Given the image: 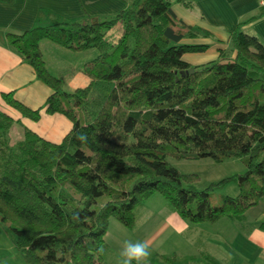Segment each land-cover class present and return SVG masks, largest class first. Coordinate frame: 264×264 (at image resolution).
<instances>
[{
  "label": "trees",
  "instance_id": "1",
  "mask_svg": "<svg viewBox=\"0 0 264 264\" xmlns=\"http://www.w3.org/2000/svg\"><path fill=\"white\" fill-rule=\"evenodd\" d=\"M175 4L196 10L192 0H135L100 22L63 21L21 33L0 29V41L52 90L39 109L14 92L2 93L4 102L34 122L46 108L72 123L60 143L26 129L13 144L15 121L0 110V224L15 233L28 264H104L110 220L136 228L139 209L156 194L193 224L224 218L242 224L264 200V43L243 30L254 17L230 34V48L217 60L192 66L184 56L208 46L181 42L211 35L186 25ZM119 24L123 33L110 52L106 36ZM43 41L74 52L98 49L84 68L91 84L65 92L42 55ZM99 83L113 89L84 125L79 110L91 103ZM81 132L86 142L76 139ZM170 156L218 163L236 157L247 170L198 191V177L171 166ZM231 183L239 195L214 205L212 195ZM162 258L173 263L178 257Z\"/></svg>",
  "mask_w": 264,
  "mask_h": 264
},
{
  "label": "crops",
  "instance_id": "2",
  "mask_svg": "<svg viewBox=\"0 0 264 264\" xmlns=\"http://www.w3.org/2000/svg\"><path fill=\"white\" fill-rule=\"evenodd\" d=\"M192 1L196 6L195 11H189L175 4L174 12L186 25L205 30L211 37L184 39L181 42L185 45L208 46L205 52L186 54L184 61L188 64L199 66L217 60L220 51L230 48V34L241 22L253 17L254 20L246 24L243 30L247 34L259 37L264 43V14H262L264 8L260 5L262 0ZM124 9L126 4L122 0H15L12 4L0 2V29L21 33L63 21L88 20L90 22L93 19L117 15ZM47 45L58 47L48 41L41 43V47ZM89 61L87 60V63ZM10 92H14L17 100L32 109L44 107L52 94V90L37 78L34 69L24 63L14 49L0 41V110L10 114L22 125L17 128L14 124L12 127V130L15 128L14 137L18 139L17 142L24 138L26 129L54 143H60L71 131V121L61 114L50 115L44 110L38 122L24 118L16 111L12 115L9 111L12 108L4 102L2 97V93ZM10 136L13 142L12 135ZM163 209L165 211L160 213L163 217L167 218L176 214L170 210L168 204ZM257 211L259 213L256 214ZM155 215L148 209L142 212L139 226L132 230L137 235V231L143 227L141 239L147 241L150 246L154 222L152 217H156ZM173 223L178 224L184 232L185 236L181 233L179 237L181 246L185 245L192 251L185 256L169 254L178 256V260L190 259L194 260L195 264H264L263 202L247 212L242 224L235 225L236 222L225 218L214 224H193L186 220L180 221L176 215ZM175 234L176 232L173 231L171 235ZM107 252H111V249L104 254ZM107 256L109 257L110 254ZM114 258V264H120L121 257L117 252ZM104 264H110V262L104 259Z\"/></svg>",
  "mask_w": 264,
  "mask_h": 264
},
{
  "label": "rangeland",
  "instance_id": "3",
  "mask_svg": "<svg viewBox=\"0 0 264 264\" xmlns=\"http://www.w3.org/2000/svg\"><path fill=\"white\" fill-rule=\"evenodd\" d=\"M122 1L125 2L126 8H131L135 0ZM102 19H93L90 22H100ZM122 33L123 27L121 24L117 25L108 32L106 39L108 44L110 45V52H113V50H115V47L120 37L122 36ZM58 47L54 48L50 45L44 47L42 46L41 51L48 68L55 76H60V78L62 79L63 90L67 93H73L77 89H84L88 87L91 84V80L84 72L85 63H87V60L91 61L97 58L100 55L99 50L94 48L87 51L74 52L61 46ZM112 89L113 85L107 83H99L94 88L91 103L85 106L82 110L78 109L81 113L80 119L82 124L85 125L87 124V122L92 121L95 118L97 112L101 108L107 95L111 92ZM9 109L10 108H8V110ZM13 110V108L9 110L12 115L16 111ZM44 110H46V108ZM16 113L20 115L18 111H16ZM14 121L15 127L18 128L22 126L15 119ZM14 130L15 128H13V130L11 129L10 134L13 138V144H16L18 139H15L14 137ZM168 162L182 174L197 176L199 181L195 184V188L198 191H204L211 184L218 183L226 178L244 174L247 170L245 163L241 159L236 157L226 159L223 162L218 163L211 158L181 160L170 156L168 157ZM238 195V185L235 183H231L228 184L224 189L215 192L212 195V202L214 205H220L225 197H237ZM152 197L149 198L144 203L142 208L139 209V216L142 212L147 211V209L149 210V212L152 211V213L156 214V217H152V221H154L152 227V243L150 246L152 255L150 257V260L148 261V264H195L194 260L187 259V261H182L180 257V260H178L177 258L173 263L163 260L162 256L171 257L172 255L169 254L185 256L187 254H190L192 251L187 249L185 245L181 246L179 237L181 233L184 235V232L178 227V224L174 225L173 223L175 215L180 221L185 220H183L178 214H173V216L167 218L161 216L160 213L165 211L163 208L166 207L168 202L163 196H160L158 194ZM262 202L264 203V200ZM257 213H259V211H257L256 214ZM235 225H237V223H235ZM138 226L139 225H137L136 227ZM132 230L133 229L127 228L116 219L110 220L108 232L105 237V242L107 244V250L111 249V252H107L103 255L104 259H106V261H109L110 264H114V257L116 256V252L120 256L123 241H142L140 234L143 230V227H141L140 230L137 231V235L135 234V231ZM173 231L176 232L175 235H171ZM234 237L236 238V236ZM174 251L175 253H172ZM107 254H110V256L108 257ZM0 264H28L25 261L23 254L18 250L16 246L15 233L11 230L5 229L1 224Z\"/></svg>",
  "mask_w": 264,
  "mask_h": 264
},
{
  "label": "clouds",
  "instance_id": "4",
  "mask_svg": "<svg viewBox=\"0 0 264 264\" xmlns=\"http://www.w3.org/2000/svg\"><path fill=\"white\" fill-rule=\"evenodd\" d=\"M76 139L82 143L86 142L87 135L83 132L78 133ZM151 255L152 252L147 241L132 242L131 240H125L120 251V264H148Z\"/></svg>",
  "mask_w": 264,
  "mask_h": 264
},
{
  "label": "built area",
  "instance_id": "5",
  "mask_svg": "<svg viewBox=\"0 0 264 264\" xmlns=\"http://www.w3.org/2000/svg\"><path fill=\"white\" fill-rule=\"evenodd\" d=\"M260 5L264 8V0L261 1Z\"/></svg>",
  "mask_w": 264,
  "mask_h": 264
},
{
  "label": "water",
  "instance_id": "6",
  "mask_svg": "<svg viewBox=\"0 0 264 264\" xmlns=\"http://www.w3.org/2000/svg\"><path fill=\"white\" fill-rule=\"evenodd\" d=\"M190 72H191V73H193V72H194V70H193V69H191V70H190ZM183 74H184V73H183Z\"/></svg>",
  "mask_w": 264,
  "mask_h": 264
}]
</instances>
